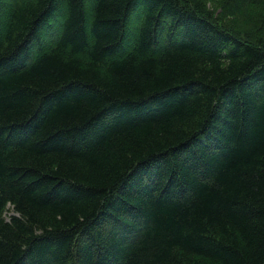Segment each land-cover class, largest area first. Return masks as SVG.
I'll return each mask as SVG.
<instances>
[{
    "label": "trees",
    "instance_id": "obj_1",
    "mask_svg": "<svg viewBox=\"0 0 264 264\" xmlns=\"http://www.w3.org/2000/svg\"><path fill=\"white\" fill-rule=\"evenodd\" d=\"M0 264H264V0H0Z\"/></svg>",
    "mask_w": 264,
    "mask_h": 264
},
{
    "label": "rangeland",
    "instance_id": "obj_2",
    "mask_svg": "<svg viewBox=\"0 0 264 264\" xmlns=\"http://www.w3.org/2000/svg\"><path fill=\"white\" fill-rule=\"evenodd\" d=\"M244 23H245V22H244ZM244 23L242 24V27H243V28H244V26H245V24H244Z\"/></svg>",
    "mask_w": 264,
    "mask_h": 264
}]
</instances>
